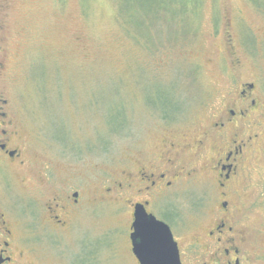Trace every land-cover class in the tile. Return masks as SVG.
Wrapping results in <instances>:
<instances>
[{"label":"rangeland","instance_id":"rangeland-1","mask_svg":"<svg viewBox=\"0 0 264 264\" xmlns=\"http://www.w3.org/2000/svg\"><path fill=\"white\" fill-rule=\"evenodd\" d=\"M235 80L264 90V0H0V100L8 101L27 160L11 168L13 194L42 207L56 187L75 186L92 205L69 233L44 228L27 241L40 263L135 264L120 173L157 159L164 138L196 139ZM170 94L180 106L175 115L158 104ZM257 119L264 134V118ZM259 140L244 193L255 203L247 224L264 256ZM208 181L184 176L165 198L185 227L178 231L185 264L193 237L212 220L203 215L217 208Z\"/></svg>","mask_w":264,"mask_h":264},{"label":"flooded vegetation","instance_id":"flooded-vegetation-1","mask_svg":"<svg viewBox=\"0 0 264 264\" xmlns=\"http://www.w3.org/2000/svg\"><path fill=\"white\" fill-rule=\"evenodd\" d=\"M224 42L232 66L240 67L230 34ZM235 82L236 87L226 91V99L196 139L184 143L164 138L160 141L157 159L149 163H146L149 160L138 161L137 166L120 173L117 194L129 213L127 230L135 264L140 263L132 251L131 235L137 207L171 229L181 263L185 264L178 234L185 227L165 198L184 176L191 179L200 175L208 176L218 200L213 216L203 215H209L212 220L200 226L198 235L189 244L194 252L190 264H264V256L256 252L258 248L253 246L247 224L249 206L255 203H248L244 193L251 181V161L257 153L254 148L260 137H264L259 132L262 123L257 119L258 115L264 118V106H261L264 90L257 82ZM0 102L5 105L0 104V264H42L43 257L30 250L27 241L36 238L37 231L44 228L57 234L69 233L78 219L86 218L92 205L75 186L73 189L56 187L49 204L42 207L28 196H14L11 168L17 164L25 167L27 160L22 152L23 140H15L17 132L13 130L9 112H5L8 101ZM184 153L192 154L187 162ZM47 177L48 182L56 181L54 175ZM111 192L106 190L102 200ZM28 228L31 238L26 233Z\"/></svg>","mask_w":264,"mask_h":264},{"label":"water","instance_id":"water-1","mask_svg":"<svg viewBox=\"0 0 264 264\" xmlns=\"http://www.w3.org/2000/svg\"><path fill=\"white\" fill-rule=\"evenodd\" d=\"M133 229L132 251L140 264H182L171 229L142 207L136 208Z\"/></svg>","mask_w":264,"mask_h":264},{"label":"trees","instance_id":"trees-1","mask_svg":"<svg viewBox=\"0 0 264 264\" xmlns=\"http://www.w3.org/2000/svg\"><path fill=\"white\" fill-rule=\"evenodd\" d=\"M172 94L160 97L158 104L161 107V111L167 114H176L180 106L177 102L172 101Z\"/></svg>","mask_w":264,"mask_h":264}]
</instances>
